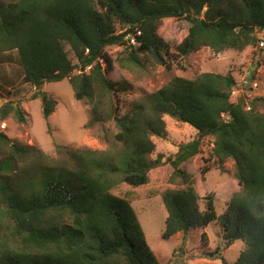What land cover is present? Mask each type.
<instances>
[{"label": "trees", "instance_id": "obj_1", "mask_svg": "<svg viewBox=\"0 0 264 264\" xmlns=\"http://www.w3.org/2000/svg\"><path fill=\"white\" fill-rule=\"evenodd\" d=\"M176 19L191 23L176 49L184 58L202 48L220 54L264 44V0H0V54L17 52L24 81L41 88L68 80L75 99L92 107L87 128L113 120L118 129L113 152L82 149L59 159L0 133V264H160L132 207L137 195L115 191L122 184L148 186L150 173L170 164L172 181L179 178L183 188L163 195V239L204 230L218 220L216 200L201 199L191 174L180 169L198 155L202 177L235 160L241 191L220 218L225 246L244 243L234 264H264V112L253 102L247 110L244 99L231 102L234 77H175L124 115L116 105L133 87L109 78L114 61L106 48L124 47L136 65L145 56L171 69L160 33ZM40 96L48 119L57 101ZM11 112L25 122L21 106L10 104L0 120ZM165 117L190 125L198 137L164 161L152 155L153 138L167 137ZM58 213L71 222L54 219Z\"/></svg>", "mask_w": 264, "mask_h": 264}, {"label": "rangeland", "instance_id": "obj_2", "mask_svg": "<svg viewBox=\"0 0 264 264\" xmlns=\"http://www.w3.org/2000/svg\"><path fill=\"white\" fill-rule=\"evenodd\" d=\"M191 23L187 19L169 21L161 29L163 40L170 50L171 69L157 64L145 56L139 57L136 65L127 60L128 54L124 47L111 46L106 53L113 59V71L109 78L113 82L127 81L132 85L128 92L119 94L114 99L121 115L128 113L136 103L144 102L147 95L153 94L166 86L173 78L193 79L204 73L232 75L236 86L231 93V102L244 99L247 110L253 102L260 113L264 112V46L248 47L243 52L225 51L215 54L209 48H202L188 58L176 53L177 47L189 33ZM121 29H118L120 32ZM260 35V38H263ZM70 60L77 64L71 48L66 46ZM17 52L0 54V111L3 105L21 106L25 112V122H18L14 113L2 122L8 124L5 133L9 139L22 147H33L41 150L48 157L59 159L67 154L82 149L110 152L118 147L115 135L118 132L115 122L87 128L92 118V107L87 100L77 101L74 89L68 80L47 83L41 88L24 81L23 69ZM76 71L74 74H78ZM40 93H46L57 101L55 111L46 119L44 104ZM167 137L153 138L156 144L152 158L164 155L165 160L174 156L182 144L189 143L198 137L197 131L190 125L165 117ZM2 133V132H0ZM213 138L209 137V148L213 147ZM205 149V152L209 151ZM203 155H198L181 165L195 181V188L201 199L213 196L218 220L206 229H193L187 236L178 233L166 240L163 239L165 221L168 216L163 195L167 190L183 188L181 180L172 181L174 173L170 164L150 173L151 182L148 186L133 188L122 184L116 194L134 193L132 207L145 232L146 239L160 264H223V259L234 264L245 245L241 241L226 247L221 216L225 213L227 203L241 191L236 177L237 164L228 159L223 168L212 171L202 177L198 168L202 164ZM15 170L13 173H16ZM201 209L205 202H199ZM64 215V214H63ZM54 214L57 221L71 222L67 215ZM207 234L203 243L202 234Z\"/></svg>", "mask_w": 264, "mask_h": 264}, {"label": "built area", "instance_id": "obj_3", "mask_svg": "<svg viewBox=\"0 0 264 264\" xmlns=\"http://www.w3.org/2000/svg\"><path fill=\"white\" fill-rule=\"evenodd\" d=\"M132 43L135 44L134 40H132ZM261 45L264 46L263 43H261ZM4 106H5V104L3 105V107H4ZM3 107H2V108H3ZM7 129H8V124H7L6 122H2V123L0 124V132H6Z\"/></svg>", "mask_w": 264, "mask_h": 264}, {"label": "clouds", "instance_id": "obj_4", "mask_svg": "<svg viewBox=\"0 0 264 264\" xmlns=\"http://www.w3.org/2000/svg\"><path fill=\"white\" fill-rule=\"evenodd\" d=\"M2 133H5V132H2Z\"/></svg>", "mask_w": 264, "mask_h": 264}]
</instances>
